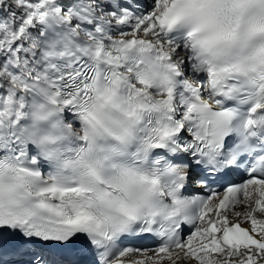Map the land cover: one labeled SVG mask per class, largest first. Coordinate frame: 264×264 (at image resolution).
Here are the masks:
<instances>
[{"label":"snow or ice","instance_id":"1","mask_svg":"<svg viewBox=\"0 0 264 264\" xmlns=\"http://www.w3.org/2000/svg\"><path fill=\"white\" fill-rule=\"evenodd\" d=\"M180 261L264 264V0H0V264Z\"/></svg>","mask_w":264,"mask_h":264},{"label":"bare ground","instance_id":"2","mask_svg":"<svg viewBox=\"0 0 264 264\" xmlns=\"http://www.w3.org/2000/svg\"><path fill=\"white\" fill-rule=\"evenodd\" d=\"M239 208H240V207H237V209H236V210H239ZM241 208H242V206H241ZM230 218H231V217H230ZM233 219H234V218H233ZM244 227H246V226H244ZM180 262H182V261H180ZM178 264H179V262H178Z\"/></svg>","mask_w":264,"mask_h":264}]
</instances>
